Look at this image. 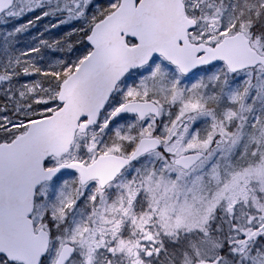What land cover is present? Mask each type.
<instances>
[{
  "label": "snow or ice",
  "instance_id": "1",
  "mask_svg": "<svg viewBox=\"0 0 264 264\" xmlns=\"http://www.w3.org/2000/svg\"><path fill=\"white\" fill-rule=\"evenodd\" d=\"M0 264H264V0H0Z\"/></svg>",
  "mask_w": 264,
  "mask_h": 264
}]
</instances>
